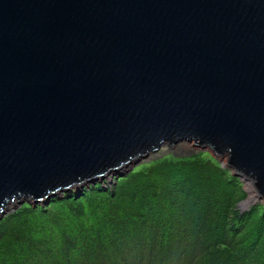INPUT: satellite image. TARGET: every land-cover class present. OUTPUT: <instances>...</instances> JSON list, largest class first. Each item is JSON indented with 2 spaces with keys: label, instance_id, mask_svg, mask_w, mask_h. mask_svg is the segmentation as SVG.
<instances>
[{
  "label": "water",
  "instance_id": "obj_1",
  "mask_svg": "<svg viewBox=\"0 0 264 264\" xmlns=\"http://www.w3.org/2000/svg\"><path fill=\"white\" fill-rule=\"evenodd\" d=\"M183 142L264 199V0H0V220Z\"/></svg>",
  "mask_w": 264,
  "mask_h": 264
},
{
  "label": "trees",
  "instance_id": "obj_2",
  "mask_svg": "<svg viewBox=\"0 0 264 264\" xmlns=\"http://www.w3.org/2000/svg\"><path fill=\"white\" fill-rule=\"evenodd\" d=\"M208 157L24 203L0 222V264H264V206L240 212L241 181Z\"/></svg>",
  "mask_w": 264,
  "mask_h": 264
},
{
  "label": "rangeland",
  "instance_id": "obj_3",
  "mask_svg": "<svg viewBox=\"0 0 264 264\" xmlns=\"http://www.w3.org/2000/svg\"><path fill=\"white\" fill-rule=\"evenodd\" d=\"M208 154H210L211 156H214V158L217 159V161L219 162V164L222 167H224L225 169H227L229 171H232L233 175L236 176V174H235L236 172L233 169H230V167H227V162H226L227 161V156L226 157L225 156L224 157L223 156H215L212 153V150L210 148H206L205 150H202L194 142H183V143H181V144H179V145H177L175 147L164 146V147H162L160 149V151L158 153L152 155V157H153L152 159H150V160H148V159L142 160V162H140L139 164L134 165V167L131 170H133L135 168H137L139 170H145V169L149 170L150 166L156 167L158 165V160L159 159H167V160H171V161H173V160L176 161L178 159L189 158V160H197L199 162H206L209 159ZM154 156H156V157H154ZM127 169L128 168H126V169H124V170H122L120 172H124ZM236 178H238L241 181V188H242V191H243V197H242L243 199L239 202V204H237L238 207H236V208L237 209L240 208L239 211L246 214L247 212L251 211L253 207H255V206L259 205V204H262L264 206V199L259 197L258 195H255L254 186L252 185V183H250L247 180L241 179L239 177H236ZM117 179H119V177ZM117 179H115L114 176H111L110 178H106V179L102 180L99 183L109 186L110 182H112L114 180L116 181ZM85 185H87V184H85ZM80 188H82V187H80ZM80 188L78 186V187L72 188V190L73 191H77ZM63 194H65V193H63ZM57 196H61V195H57ZM54 197L55 196L51 197L49 199V201H51ZM246 199H247V203H249V204L247 206H242L241 207L240 203L243 202ZM49 201L47 200L46 202L44 201V202H41V203L46 204V203H49ZM24 203H29V202L25 201V202L22 203V205ZM30 203H32V202H30ZM22 205L18 206V208L21 207ZM16 210H17V208L14 209L13 211H11L8 214H11V213H13ZM261 213L260 212H255L254 220H256L257 222L262 220V218H264V209L261 210ZM2 220H0V222ZM80 261L81 260H79V262ZM190 261L192 263L194 260L190 259ZM165 264H189V262L186 261V262L182 263V262L175 261V262H172V263L171 262H167Z\"/></svg>",
  "mask_w": 264,
  "mask_h": 264
},
{
  "label": "bare ground",
  "instance_id": "obj_4",
  "mask_svg": "<svg viewBox=\"0 0 264 264\" xmlns=\"http://www.w3.org/2000/svg\"><path fill=\"white\" fill-rule=\"evenodd\" d=\"M250 183H251V182H250ZM252 185H253V184H252ZM254 191H255V192H254V193H255V195H257V194H256V190H255V188H254ZM256 197H257V196H256ZM250 200H251V199H250Z\"/></svg>",
  "mask_w": 264,
  "mask_h": 264
}]
</instances>
